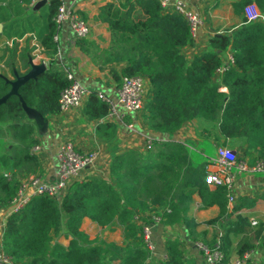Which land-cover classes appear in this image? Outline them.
<instances>
[{
    "label": "trees",
    "instance_id": "trees-1",
    "mask_svg": "<svg viewBox=\"0 0 264 264\" xmlns=\"http://www.w3.org/2000/svg\"><path fill=\"white\" fill-rule=\"evenodd\" d=\"M62 3H50V31L43 40L50 58L47 70L19 88L26 105L44 118L59 112L61 92L69 85L64 69L54 66L59 49L53 39L57 30L54 17ZM250 4L264 16V0H235L232 8L238 22L210 36L206 49L192 57L185 53L195 44L189 22L181 13L165 10L159 0H126L121 14H114L111 3L101 9L100 19L111 32L101 66L109 68L118 85L123 77L148 80L149 93L141 117L150 131L174 135L186 124L205 120L214 125L219 135L216 138L225 146L232 143L236 148L231 149L238 150L249 164L264 161V22L247 20L244 10ZM137 9L142 10L144 19H135ZM78 41L84 49L86 39ZM228 55L234 58V64L217 73L228 62ZM12 60L13 54L7 66L14 79V70L20 75L26 70L28 57L21 56L22 68H12ZM3 75L9 78L8 73ZM9 90L0 76V98ZM84 113L89 120H102L109 107L91 93L84 103ZM30 121L19 96L0 105V128L12 141L7 145L4 138L0 139L4 150L0 162L11 170L9 175L0 172V211L16 197L20 178L40 167L39 157L32 152L39 145L36 124ZM204 174L203 165L181 142L154 139L153 149L146 153L113 151L108 178L76 180L61 199L36 196L22 211L10 215L1 248L15 264H147L151 252L135 216L148 223L150 215L168 208L170 212L163 213L161 223L184 226L193 241H202L210 249L220 241L225 262L230 258L232 236H242L236 245L239 257L256 252L257 244L264 242V221L251 227L247 217L228 215L227 188L211 189L204 182ZM194 195L199 197L202 209L218 206L219 216L205 223L187 218ZM177 197L181 206L174 203ZM261 198L264 200V192ZM256 201L242 196L236 211L251 208ZM85 219L100 230L93 239L82 229ZM203 224L219 225L223 234L214 235L210 241L201 240L205 234L197 233V228ZM117 229L121 230L119 241H109L102 232ZM62 238L68 240L67 245ZM167 249L168 259L159 264H187L180 242H169Z\"/></svg>",
    "mask_w": 264,
    "mask_h": 264
},
{
    "label": "crops",
    "instance_id": "crops-1",
    "mask_svg": "<svg viewBox=\"0 0 264 264\" xmlns=\"http://www.w3.org/2000/svg\"><path fill=\"white\" fill-rule=\"evenodd\" d=\"M62 1L66 4L75 2V6L81 15L90 23L91 33L89 38H86L83 49L78 45L79 41L74 38L69 25L59 26L55 33L59 49L54 66L62 69L68 68L83 87L91 92H101L109 99L117 101L118 84L111 78L109 68L101 66L104 51L109 48L111 43V32L108 25L102 22L99 14L101 9L108 3L113 4L112 11L114 14H121L123 8L113 0ZM183 1L187 3L192 11L197 12L203 18V25L194 35V46L185 49V53L189 57L204 51L208 38L214 33H223L222 27L229 23V17L235 20V24L238 22L232 8L235 0ZM36 3H33L32 0H0V74L8 73L10 79H12L9 74L10 68L7 65L10 64L11 54L14 56V60L11 62L12 68L23 67L22 55H26L28 59L33 57L36 64L41 62H45L46 65L50 64V58L44 49L43 40L50 31L48 14L51 9V2L39 8H35ZM133 15L135 19L145 18L140 9L135 10ZM120 68L121 66H118V69ZM221 91L228 92L226 88H222ZM141 116L142 113H134L127 114L122 118L113 117L94 121L86 117L83 105L82 108L67 113L58 112L45 118L47 128L40 127L31 120L30 122L36 124V137L39 140V146H41V151L37 154L40 167L35 173L44 181L53 182L58 169V162L55 157L56 149L64 142L69 141L75 145L79 152L91 151L97 154L94 164L86 170L85 178L93 176L108 178L113 151L114 153H121L135 150L146 153L148 152L146 139L149 138L159 141L186 142L185 146L190 150L191 155H194L196 161L203 165L204 182L207 186L211 189L225 187L226 178L218 175L216 168L212 165V160L215 157L213 151L211 153L213 145L207 137L202 136L200 139V132L195 129V127L197 129L200 127L203 130L207 129L209 133L215 132L213 124L205 120H195L186 124L176 134L169 135L150 131ZM190 142L191 145H187ZM113 145H117V148H113L114 150L111 148ZM0 172L9 175L11 170L0 162ZM263 189L264 174L240 177L235 183L233 192L237 203L242 196L251 199L257 198V201L253 207L237 211L236 215L240 214L249 220L252 218L257 221L263 219L264 200L261 198ZM174 203L181 206L178 197L174 200ZM220 212L218 206L202 209L199 197L194 195L193 202L188 206L186 217L192 218L198 223H205L218 217ZM1 213L2 210L0 211V218ZM95 228L97 229L89 219H85L83 229L91 239L96 237V234L95 236L91 234L93 229L95 232ZM118 230L120 232L115 241L120 240L121 230ZM152 231V240L156 250L147 264H159L161 261L168 259V243L175 241L180 242L187 264H205L203 254L196 245L203 242L193 241L184 226L178 224L164 225L163 223L152 224ZM197 233L205 234L201 240L210 241L214 235H222L223 231L221 232L219 225L203 224L197 228ZM231 239L230 258H236L238 257L236 252L238 242H235L234 236ZM62 243L67 245L68 240L62 241Z\"/></svg>",
    "mask_w": 264,
    "mask_h": 264
},
{
    "label": "built area",
    "instance_id": "built-area-1",
    "mask_svg": "<svg viewBox=\"0 0 264 264\" xmlns=\"http://www.w3.org/2000/svg\"><path fill=\"white\" fill-rule=\"evenodd\" d=\"M36 3L39 0H32ZM116 4H122L126 0H113ZM134 1V0H132ZM162 7L167 11H177L181 13L191 26L193 35L203 25V18L197 12L192 11L187 3L183 0H159ZM245 16L248 21H263L264 16L260 13L255 4L247 5ZM54 20L57 28L63 24L69 25L75 39L89 38L91 33L90 23L81 15L75 2L71 4L62 3L59 7ZM54 41L57 42V36L54 35ZM234 64V58L228 55V62L217 69V73L222 74L230 65ZM69 85L63 89L59 98V113H67L71 110L82 108L88 96L95 93L109 107L107 119L113 117L122 118L127 114L141 113L146 105L149 93V83L145 77L132 76L123 77L117 88V101L111 100L101 92H91L83 87L75 78L73 72L68 68H63ZM105 118V119H106ZM153 145V139H146V148L150 149ZM41 151V146L37 145L32 149L34 154ZM56 161L58 169L56 171L55 180L51 183L44 181L37 173L20 179L21 185L16 197L10 204L2 209L0 218V264H15L4 253L1 248V241L5 231L6 219L12 215L22 211L36 196L48 195L52 198L61 199L67 192L71 183L76 180H83L85 172L89 166L94 164L97 159L95 152H79L72 142H64L56 149ZM212 165L216 168L218 175L226 178L225 187L228 191L227 213L235 216L237 214V199L234 192L236 181L244 175L264 174V161L260 160L251 165L242 155L234 149L228 147H219L216 155L212 160ZM264 192V189L262 193ZM170 209L165 208L159 215H150L149 222L143 223L140 215L135 216V220L140 224L143 242L146 248L151 252V256L155 254V246L152 240L153 231L152 224H160L162 222L163 213H169ZM251 227L258 226V221L254 218L250 219ZM152 223V224H151ZM204 253L205 262L207 264H246L253 252H246L242 257L229 258L225 262L226 257L222 250L221 242L218 241L214 249L208 248L203 243L196 244Z\"/></svg>",
    "mask_w": 264,
    "mask_h": 264
},
{
    "label": "water",
    "instance_id": "water-1",
    "mask_svg": "<svg viewBox=\"0 0 264 264\" xmlns=\"http://www.w3.org/2000/svg\"><path fill=\"white\" fill-rule=\"evenodd\" d=\"M53 0H40L36 3L35 8L44 6L48 2ZM47 70V65L45 62L36 64L33 60V57H29L27 62V68L22 75L18 73L17 70H14V79H9L8 77L0 74L6 80V83L10 86L9 92L0 98V105L5 103L12 96H19L22 107L30 120H33L38 126L47 128V122L45 118L37 113L36 110L28 107L24 102L23 98L19 95V88L32 79H37L42 73Z\"/></svg>",
    "mask_w": 264,
    "mask_h": 264
},
{
    "label": "rangeland",
    "instance_id": "rangeland-1",
    "mask_svg": "<svg viewBox=\"0 0 264 264\" xmlns=\"http://www.w3.org/2000/svg\"><path fill=\"white\" fill-rule=\"evenodd\" d=\"M228 19H230V21H229V23L227 24V25H225V26H223L222 27V30H223V32L227 29V28H230V27H233L234 26V24H235V20L233 19H231L230 17L228 18ZM227 21V20H226ZM221 28V27H220ZM207 43H208V40H207ZM7 129V128H6ZM195 129L196 130H198L199 132H200V135H199V137H200V139H201V137L203 136V137H207L208 138V140H210V143H211V145H213L212 146V150H211V153H212V151H213V155H216V150L219 148V147H228V148H236V147H234V146H232V143L230 144V146H225V145H223L222 144V140L220 139V138H216V136L218 137L219 135L217 134V133H215V132H208V130L207 129H202V128H196L195 127ZM215 133V134H214ZM0 135H1V138L0 139H2V138H4V140H5V143H7V145H11V140H10V135H9V133L7 132V131H5V130H3V129H0ZM196 136H198V135H196ZM207 138H205V139H207ZM196 140H198V139H196ZM173 141V140H172ZM14 143V142H13ZM182 143V142H181ZM186 143V142H185ZM184 143V144H185ZM230 143V142H229ZM3 145V140H0V153H3V149H2V146ZM186 145V144H185ZM187 145H191V142L190 143H187ZM196 145V144H195ZM12 147V146H11ZM5 149H7L6 147H5ZM153 149V145L151 146V148L150 149H148V151H150V150H152ZM89 152V151H88ZM261 221H264V218L263 219H260V220H258V222H261ZM85 226V225H84ZM82 229H83V226H82ZM84 230V229H83ZM99 231L100 230H98V229H96L95 228V232H94V229H93V231H92V233L91 234H93L94 236H95V234L96 235H98L99 234ZM103 232V235H104V237L106 236V239H108L109 241H115L116 240V236H118V234H119V230L117 229L116 231H114V232H109V231H102ZM88 233H90V232H88ZM235 237V236H234ZM241 235H239V236H236L235 237V242L237 243V242H239L240 241V239H241ZM61 241H65V239L64 238H62L61 239ZM258 245V248H257V250H256V252H254L253 254H252V256H251V259L249 260V261H251V262H247L246 264H264V242H260V243H258L257 244ZM152 257V256H151Z\"/></svg>",
    "mask_w": 264,
    "mask_h": 264
}]
</instances>
